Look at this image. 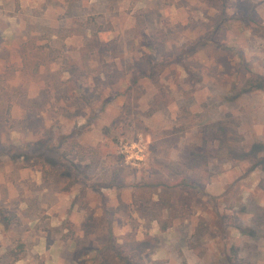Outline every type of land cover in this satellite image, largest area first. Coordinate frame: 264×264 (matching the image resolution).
<instances>
[{
  "label": "rangeland",
  "instance_id": "obj_1",
  "mask_svg": "<svg viewBox=\"0 0 264 264\" xmlns=\"http://www.w3.org/2000/svg\"><path fill=\"white\" fill-rule=\"evenodd\" d=\"M113 24L134 29L110 40ZM65 33L85 36L65 45ZM254 75L264 0H0V208L15 215L0 264L36 226L50 242L65 229L72 249L80 239L70 263L91 264L82 255L111 231L135 264H264V172L239 159L264 142V91L233 100ZM116 166L124 188L93 187ZM44 188L65 194L60 228Z\"/></svg>",
  "mask_w": 264,
  "mask_h": 264
},
{
  "label": "crops",
  "instance_id": "obj_2",
  "mask_svg": "<svg viewBox=\"0 0 264 264\" xmlns=\"http://www.w3.org/2000/svg\"><path fill=\"white\" fill-rule=\"evenodd\" d=\"M94 1L95 0H93V2ZM65 5L66 4H63L62 6L65 7ZM175 11L178 12L177 9H175L174 12ZM109 12L113 15H116V14H120V15L122 14L123 15V13H124L123 11H121V9L119 11L118 8H116L114 10V13H113L112 9ZM110 18H109V20H112ZM113 23H116V22L114 21ZM133 26L134 25L131 26L128 24V25H124V26L121 25L119 27L118 25L113 24V30H111V32L109 34V36L111 35L110 40H113L114 38H117L119 40H123V39L126 40L127 37H129V34H127V32L130 33L131 31H133V29H134ZM35 29H37V28H35ZM36 33H39V30H36ZM84 36H83V34L71 35L69 33H65L64 37H61V39H62V43H64L65 45H69L70 42L80 40V38H84ZM87 37H90V35L87 34L86 38ZM53 38H58V37L55 35ZM133 39L136 41L135 37H133ZM62 193L63 192H61L60 190H58L57 192H54L48 188H44L43 191L41 192L40 196H53L54 201H52V202H48V200H50L48 198H42L41 199V198H39V196L37 197L35 194V196L38 198V201L41 202L40 203L41 207L43 209L45 208V210L47 211L48 214H51V212L55 213L54 215H51L52 216L51 219H53V220L56 219L57 223H54L55 225H57L56 228H60L61 224L67 219L65 216H61V218H59V214H60L59 213L60 212L59 207L61 206V210L63 211L64 205L66 203V197L64 196L65 194H62ZM32 201H34V200H32ZM42 201H44L43 205H42ZM28 205H29V203L26 204L27 207H28ZM50 221H52V220H50ZM50 226H53V222H51L48 225V227H50ZM33 228L31 231L26 232V234L28 233V237H30V239L32 241V245H29L27 243V246L25 247V250H24L25 252H24L23 256H20V258L15 260V262L13 264H31V263H34V264H74L75 263L76 264V262L78 263V260H75V262H72V263L67 262V260H66V254L71 253V252L76 254L79 252L80 248H78V246L75 245L76 247H74L72 249L71 248L72 246L69 245L70 241L63 240V237L66 233L65 229H62V234H60L59 230H58L57 234L55 232H52L51 237L53 238V240L50 242L48 235H47L48 232L43 231L42 229L41 230L37 229L38 226L33 227ZM3 234H4V229L2 227V223H1V219H0V242L2 240ZM79 237L81 238L82 236L79 235ZM0 251H2V247H0Z\"/></svg>",
  "mask_w": 264,
  "mask_h": 264
},
{
  "label": "trees",
  "instance_id": "obj_3",
  "mask_svg": "<svg viewBox=\"0 0 264 264\" xmlns=\"http://www.w3.org/2000/svg\"><path fill=\"white\" fill-rule=\"evenodd\" d=\"M139 72H141V71H139ZM140 76L144 77V76H142V74H140ZM137 83L138 82H137V77H136L134 79V81H132V84H131L130 87H132V85H135ZM130 87H129V89H130ZM130 91L131 92L134 91L133 88ZM253 91H264V75H254L250 79H248L244 83L242 88L238 92L235 93V95L233 97V100H237L243 94L250 93V92H253ZM137 135L135 136V138H137ZM48 143H49L48 140H38L35 143V147L38 148V149H43V150L45 149L46 151L48 150V151H50V153H54L49 148ZM73 147L79 148L80 150H85V147L82 144H80L78 141H75V140L73 141ZM46 151L42 152L41 156L44 157ZM54 154L58 155V153H54ZM18 157L19 156L15 157V158H18ZM21 157L25 158V156L23 154H21ZM57 158H58V156H57ZM239 159L240 160H253L255 162L254 163V168H260L264 172V142L257 141V142L252 143L251 146L247 150H244L242 152V154L239 156ZM46 161L53 168H55L56 166L60 167V163H58V162L56 163V162L51 161V160H46ZM88 168H89V165H86L83 168L84 172H87ZM75 169H76V172H77V176H79L81 169H79L78 166ZM123 170H124V167H122V166H120V167L116 166L112 170L109 169L108 170L109 171V175H110L109 181H105L103 183H98V185H94L93 187L106 188V189H114V188L120 189V188H124V184L123 183H119V179H120V176H121ZM68 173H69V171H68ZM62 177H66L65 172L62 173ZM79 182H80V180L78 179V177H76V179H74V181H72V185L73 184L76 185ZM155 187H157V189H158V187H161V185L158 184ZM66 190H68V189H66ZM6 212H7L6 209L0 208V219H1L2 224L5 226V229H7L11 225V223L15 220V215L14 214L7 215ZM155 220H157L159 222L162 232H166L172 226L171 222L169 220L160 221L157 218H155ZM114 242H115V236H114L113 232L110 231L109 232L108 243H107V245L104 246L103 249H101L102 247L101 248L99 247V248H96V249L91 248V249H89L90 253L86 252V254H83L82 257L83 256H89V255H92L94 253L93 256H95V257L92 258L91 264H109L108 263V258H109L108 255L111 254V255H114L115 259H119L124 264H135L129 259L128 256H126V255H124L122 253V251L120 249L121 245H114ZM81 244H82V242L80 241V239H78V245L77 246H78V248H80V250H79L78 253H76V255L81 253V251L83 249L82 247H84L83 244L82 245ZM9 253L15 254L14 261L20 258V256L17 255L16 253H14V251H12V250ZM79 257L80 256H77V258H79Z\"/></svg>",
  "mask_w": 264,
  "mask_h": 264
},
{
  "label": "built area",
  "instance_id": "obj_4",
  "mask_svg": "<svg viewBox=\"0 0 264 264\" xmlns=\"http://www.w3.org/2000/svg\"><path fill=\"white\" fill-rule=\"evenodd\" d=\"M141 142H143V139H140L139 143H141ZM144 145H145V144H142V147H143V149H142V150H143L142 153L144 152V149H146V148L144 147ZM131 146H133V145H131ZM131 146H128V145H125V146H124L125 151L128 152L127 157H129ZM133 158H134V157H133ZM143 158H145L144 155H143ZM141 160H143V159H141Z\"/></svg>",
  "mask_w": 264,
  "mask_h": 264
}]
</instances>
